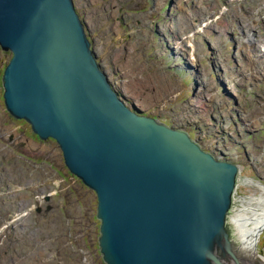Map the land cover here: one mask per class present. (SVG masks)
Returning <instances> with one entry per match:
<instances>
[{
	"label": "rangeland",
	"instance_id": "1",
	"mask_svg": "<svg viewBox=\"0 0 264 264\" xmlns=\"http://www.w3.org/2000/svg\"><path fill=\"white\" fill-rule=\"evenodd\" d=\"M232 2L243 16L264 6ZM229 4L75 0L99 62L129 106L201 132L223 156L241 161L238 210L264 197V108L254 111L264 105V79L245 75L256 63H241L238 41L248 38ZM256 21L262 23L259 15ZM263 35L257 29L264 49ZM11 57L0 46V77ZM2 95L0 81V264H104L96 194L70 174L54 140L30 138V125L10 116ZM260 236L256 249L264 254V230Z\"/></svg>",
	"mask_w": 264,
	"mask_h": 264
},
{
	"label": "water",
	"instance_id": "2",
	"mask_svg": "<svg viewBox=\"0 0 264 264\" xmlns=\"http://www.w3.org/2000/svg\"><path fill=\"white\" fill-rule=\"evenodd\" d=\"M11 116L97 197L104 264H246L229 223L240 166L128 105L74 0H0Z\"/></svg>",
	"mask_w": 264,
	"mask_h": 264
},
{
	"label": "bare ground",
	"instance_id": "3",
	"mask_svg": "<svg viewBox=\"0 0 264 264\" xmlns=\"http://www.w3.org/2000/svg\"><path fill=\"white\" fill-rule=\"evenodd\" d=\"M232 1H234V0H229V2H230L229 12L232 16V19L233 20H235L236 18L240 19L241 26L245 31L244 37L248 38V40L246 42L238 41V45L241 48L240 51L243 54V60L241 61V63L246 61L247 59H249V63H256L255 69H248V64H246L244 66L245 70L248 69V71H251L249 74H245V71L241 70V69H239V72L245 74L246 76H251V77L255 78L256 80L257 79H264V76L262 75L263 72L262 73L260 72V67H259L260 64H263V66H264V49L261 45L257 44L256 40H255V37L257 36V29H259V28L264 29V6L259 7L258 12L256 14L253 12H250L247 15H244V16H248V18L246 19L243 15H241L238 12L237 7L233 4ZM74 3H75V0H74ZM203 13H204V11H203ZM257 15H259L260 18L262 19V23L260 25H258L257 21H256ZM197 16H199V14ZM174 26H176V24ZM119 30L117 29V31H119ZM254 31H255V33H253ZM262 42L264 45V35L262 37ZM250 55H253L257 59L255 60ZM9 60H6V62L8 63ZM7 63H6V65H7ZM6 65L4 66L2 75L0 77L2 88H3L2 77H3V73H4V69H5ZM238 66L240 67V64H238ZM3 93H4V88H3ZM2 97H3V95H2ZM3 101H4V97H3ZM4 104H5V102H4ZM262 108H264V105H260V102H259L255 106L254 111L258 112ZM11 117L14 118L15 120H18V121L20 120L18 118L13 117V116H11ZM25 122H27V121L25 120ZM174 123H173V125H171V124H169V125H171L175 128H178V129H184V130L188 131L189 134L191 135V137L194 138L202 146L203 149L211 152L218 160H228V161H232V162L239 164L240 174L238 176L237 188H236L235 193H234L235 199L233 200V208H235L234 206L238 202V199L236 198V194L238 192V184L240 181L241 172L244 168V166L241 164V161L234 159V158H229V157L223 156V154L226 153V151H223V150L216 148L214 143H212L210 141V139L207 138L201 132L193 131L190 128H188L186 125H182V124L178 125L176 122H174ZM257 124H258L257 121H253L249 125V127L250 126H256ZM30 130H31V134L36 136V138H33V136L31 135L30 138H32L35 141L40 140L39 137L37 136V134H35L33 132L31 125H30ZM25 133H26V131H25ZM48 140H52V139H48ZM262 198L264 199V197H262ZM263 199H259L256 202L248 200L247 202H245V204H242L238 210L233 209V212L230 215L229 223H230L231 228H232L233 240L238 244V249L244 255L246 264H264V254L261 252L260 249H256V247L259 244V240L261 239L260 235L264 230V200ZM28 210H30V209H27V214H28ZM38 210H40V206L38 207ZM21 211H22L21 216H24L23 204L21 206Z\"/></svg>",
	"mask_w": 264,
	"mask_h": 264
},
{
	"label": "trees",
	"instance_id": "4",
	"mask_svg": "<svg viewBox=\"0 0 264 264\" xmlns=\"http://www.w3.org/2000/svg\"><path fill=\"white\" fill-rule=\"evenodd\" d=\"M32 135V134H31ZM33 136V138H36V136L35 135H32ZM96 248L98 249V244L96 243ZM99 252V251H98ZM103 263V262H102Z\"/></svg>",
	"mask_w": 264,
	"mask_h": 264
}]
</instances>
